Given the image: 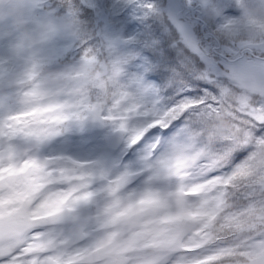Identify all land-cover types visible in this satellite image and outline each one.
<instances>
[{
  "label": "clouds",
  "instance_id": "9594fccd",
  "mask_svg": "<svg viewBox=\"0 0 264 264\" xmlns=\"http://www.w3.org/2000/svg\"><path fill=\"white\" fill-rule=\"evenodd\" d=\"M40 3L0 0V30L9 40L13 59L21 62L11 87L5 89L19 126L43 127L42 121L56 115L45 111L54 94L82 89L95 101L96 110L79 123L69 122L65 126L69 133L102 130L109 142L133 152L134 158L114 166L117 158L102 156L97 166L66 173L56 171L64 167L60 162L33 168L31 154L0 163V220L7 224L13 218L10 214L22 220L15 234L6 230L0 234V252L26 246L24 251L33 254L30 264H36L45 248L49 258H57L51 264H197L191 255L195 252L186 249L211 224L209 230L216 237L212 248L226 253L218 264H264V132L260 130L264 85L249 88L235 74L214 95L195 100L186 111L199 109L194 119L185 118L198 132L195 146L183 148L191 126L157 144L147 139L155 127L152 121L140 127L132 121L122 128L120 121L107 119L109 93L121 81L123 67L103 54L92 52L63 67L44 65L24 75L48 43V23L37 17ZM231 4L236 14L224 25V38H235L238 48L264 42V0H231ZM62 28L73 37L88 30L79 18L66 19ZM248 54L244 49L239 52L240 57ZM257 55L264 59V50ZM183 113L177 117L169 109L165 115L172 120ZM68 135L51 140L45 152ZM174 165L183 180L173 179L171 191L183 186L184 205L178 206L176 196L167 194L165 205L146 204L149 188L161 187L146 180ZM84 192L94 195L85 200ZM91 213L94 216L85 222L83 217ZM188 213L201 215L186 218L182 234L165 222L169 216ZM78 237L84 239L77 242Z\"/></svg>",
  "mask_w": 264,
  "mask_h": 264
},
{
  "label": "snow or ice",
  "instance_id": "6c2138e0",
  "mask_svg": "<svg viewBox=\"0 0 264 264\" xmlns=\"http://www.w3.org/2000/svg\"><path fill=\"white\" fill-rule=\"evenodd\" d=\"M233 12L231 0H212L207 5L198 0H41L37 17L48 23V43L24 75L44 65L63 67L95 52L123 67V83L146 91L150 98L163 97L165 110L214 95L235 74L264 85V59L257 55L264 50V42L238 48L235 38L226 40L222 35ZM69 18L87 24L82 37L64 32L62 24ZM165 40L175 50L174 59L158 54ZM241 49L249 54L240 57ZM15 75L0 76V85L11 87ZM196 86L203 90L202 95L195 91ZM197 112L198 108L184 112L169 128L153 129L149 136L166 135L177 124H185L186 117L194 119ZM0 113V126L11 122L14 112ZM260 130L264 132V125ZM24 247L0 252V264H30L33 254ZM213 252L217 249L203 254ZM191 255L201 258L198 252ZM36 264H50L49 253H40Z\"/></svg>",
  "mask_w": 264,
  "mask_h": 264
},
{
  "label": "rangeland",
  "instance_id": "374dc122",
  "mask_svg": "<svg viewBox=\"0 0 264 264\" xmlns=\"http://www.w3.org/2000/svg\"><path fill=\"white\" fill-rule=\"evenodd\" d=\"M165 2L167 3V0H165ZM201 3L207 5L211 3V0H201ZM213 10L219 14L217 10ZM232 14L235 15L236 13L233 12ZM162 50L164 51L163 45ZM170 51L171 54L169 59H174L176 56L175 50L171 49ZM6 62L20 63L19 60L13 59L9 48V40L1 37L0 30V76H3L5 73H17V71L12 72L5 69L3 65ZM17 66L21 67L19 65ZM52 66L56 67L55 64ZM241 79L243 80V78ZM244 81L246 82L245 86L249 88H257L260 86V83L252 78H248ZM5 89L6 86L0 85V110H10L14 112V115L12 116L10 123L0 126V163L5 160H17L21 155L31 154L29 164L33 168L38 170L43 165H52L60 162L64 167L56 169V171L66 173L79 168L97 166L101 163L99 158L102 156L117 158L113 161L114 166L119 165L121 161L126 163L128 160L134 158L133 152H127V150L122 151L119 147L115 146L114 143L109 142L102 130L93 129L86 132L69 133V129L65 127L69 122L79 123L85 118L88 112L96 110L95 101L89 100L88 94L82 89L54 94L45 111L56 113V115L50 117L46 121H42L41 123L44 125L43 127L36 126L29 129H24L19 126V120L17 119V114L15 113L14 105L12 103L3 105V102L7 98H10ZM195 91L201 95L203 94V90L200 88H195ZM59 95H64L65 99L59 100ZM109 96L111 97V103L107 104V119L110 121H120L122 128L132 121H135L138 127L148 121H152L154 125L161 124L164 126L166 124L168 125V122L170 121L167 122L164 119V117H166L165 114L169 113V109L165 110L164 106L161 107L160 103L166 104L163 97L150 98L146 91L133 88L130 84H125L122 81L117 84L113 92L109 93ZM204 98L206 97H200V99ZM194 101L195 100L192 102ZM192 102L183 103L181 109L178 111H176L177 106L172 108L175 115L177 116L180 111L189 109ZM156 103H158V106H156ZM157 120H159L158 124ZM193 128L191 134L196 129ZM179 129L185 131L181 124H177L172 131L166 135L157 134L156 136H151L149 140L154 141L157 144L160 142L167 143L171 138V135L176 133ZM67 134L69 135L66 139L58 141L45 152L44 149L46 144L53 139H58ZM189 136L191 135L189 134ZM192 137H188V143L184 145L183 148H191L195 146L197 135L192 134ZM242 155L243 154H241V156ZM175 167V165L170 166L164 171H159L153 174L146 180V183L148 184L161 185L159 188H149V198L144 201L146 204L165 205L166 198L164 194H167L169 196H176V203L178 206L182 207L184 205L185 201L183 197L186 195V192L183 189V186L181 185L180 189L175 192L171 191V181L173 179L183 180L182 173L177 172ZM49 170L51 171L52 169L50 168ZM138 174L141 175L142 173ZM101 176H103L102 172ZM219 183H224V181H220ZM87 187L88 185L85 184L84 188ZM92 195L94 194L84 192L83 199L89 200ZM200 215V213H188L187 217L185 215L169 216L166 218L165 222L174 224L177 233L182 234L183 224L186 218L194 219L198 218ZM10 216L13 218L9 219L7 224H5L3 220H0V234L6 230L10 235H13L21 226L19 224L20 218H15V214H10ZM91 216H94V213L85 214L83 219L87 222ZM210 227L211 224L205 229L200 230L196 234L198 238L197 243L186 249L187 252L201 253V258H196L197 264H218L222 256L226 254L223 251L213 252L209 255L203 254V251L212 248V245L216 243V237L209 230ZM56 259L55 256L50 257V264ZM77 259H79V257H77Z\"/></svg>",
  "mask_w": 264,
  "mask_h": 264
},
{
  "label": "trees",
  "instance_id": "16d2710c",
  "mask_svg": "<svg viewBox=\"0 0 264 264\" xmlns=\"http://www.w3.org/2000/svg\"><path fill=\"white\" fill-rule=\"evenodd\" d=\"M156 27L158 28L159 27V25L157 24L156 25ZM1 37H3V38H5L4 36H3V31L1 30ZM169 41H167V40H165L164 42H163V46H164V51L161 49V51L158 53L160 56H162V57H167V58H170V54H171V47H169ZM173 50V49H172ZM17 65H19V66H21V62L19 63V64H16V63H14V62H6L4 65H3V67L5 68V69H7L8 71H12V72H14V71H19L20 70V67H18ZM196 88H199V86H196ZM10 98H7L4 102H3V105L5 104H7V101L9 100ZM193 101V100H192ZM157 105L156 106H158V103H156ZM161 104V107H163L165 104H162V103H160ZM183 103H181L179 106H177V108H176V111H178V110H180L181 109V105H182ZM188 109H186V110H184V111H180L178 114H177V117L179 116V114L180 113H182V112H186ZM164 119L168 122L169 120L166 118V117H164ZM176 119H172V120H170L169 122H168V125L166 124L165 126L164 125H161V124H158V125H155V127L153 128V129H156V128H160L161 130H162V128L164 129L165 127H170L173 123H174V121H175ZM164 122V121H163ZM179 125V124H178ZM181 126L185 129V130H187L188 129V127L189 126H191L192 128L193 127H195V125H190V122L189 123H185V124H182L181 123ZM152 129V130H153ZM193 129H195V128H193ZM192 134H194V135H198V132L196 131V129L194 130V132L192 133ZM192 134L190 133V135L191 136H189V137H192ZM161 135V134H160ZM151 138V136H149L148 135V137H147V139H150ZM193 138V137H192ZM193 140V139H192Z\"/></svg>",
  "mask_w": 264,
  "mask_h": 264
},
{
  "label": "flooded vegetation",
  "instance_id": "af4514ba",
  "mask_svg": "<svg viewBox=\"0 0 264 264\" xmlns=\"http://www.w3.org/2000/svg\"><path fill=\"white\" fill-rule=\"evenodd\" d=\"M21 223H22V222H21V219H19V224L21 225ZM48 251H49V249L45 248V249L42 250V253H44V252H48Z\"/></svg>",
  "mask_w": 264,
  "mask_h": 264
},
{
  "label": "water",
  "instance_id": "95a60500",
  "mask_svg": "<svg viewBox=\"0 0 264 264\" xmlns=\"http://www.w3.org/2000/svg\"><path fill=\"white\" fill-rule=\"evenodd\" d=\"M139 175V174H138ZM122 180H123V178H121ZM84 239V237H78V239H77V242H80L81 240H83Z\"/></svg>",
  "mask_w": 264,
  "mask_h": 264
}]
</instances>
